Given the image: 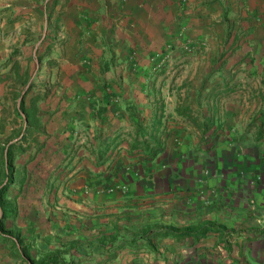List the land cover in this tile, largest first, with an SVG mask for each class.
Listing matches in <instances>:
<instances>
[{
    "label": "crops",
    "instance_id": "crops-1",
    "mask_svg": "<svg viewBox=\"0 0 264 264\" xmlns=\"http://www.w3.org/2000/svg\"><path fill=\"white\" fill-rule=\"evenodd\" d=\"M262 93L264 0H0V264H264Z\"/></svg>",
    "mask_w": 264,
    "mask_h": 264
},
{
    "label": "trees",
    "instance_id": "trees-1",
    "mask_svg": "<svg viewBox=\"0 0 264 264\" xmlns=\"http://www.w3.org/2000/svg\"><path fill=\"white\" fill-rule=\"evenodd\" d=\"M24 100H22L20 104V110L25 114V118H30L28 116L27 110L25 109L24 106ZM22 139H26V136L23 135ZM143 150L147 151V155H145L146 158L153 159L158 155L159 152L163 150L162 145L160 142H154L153 146H150L147 144V141L143 142ZM15 145L13 143H8L4 146L3 148V170L0 168V180H1V187H0V208H1V214H0V230L1 231H6V224L5 221L9 216H15L16 212L12 209H9L12 207V205H7L4 204L5 201L2 200L6 192L8 191L9 186L11 185L13 178H14V166H13V158L12 154L15 150ZM20 151L24 150V147L21 146ZM0 159V163H1ZM209 230H211V227H202L197 231H194L191 227H186V228H178L175 226H167L166 228L155 231L153 234L154 237L158 236H169L173 235L177 238H185L188 236H203L205 233H207ZM5 239V237H2ZM7 240V239H5ZM17 242L18 244L22 247V257L24 260H26L30 264H72L71 262L68 263V258L63 256V254H66L69 252L68 249L66 250H60L57 249L56 251L50 252L46 255L40 256L38 259L34 258L31 253L29 252L30 247L32 246V243H25L23 239L20 237H17ZM103 242V241H101ZM104 243V242H103ZM75 247V245L73 246ZM76 248V247H75ZM71 249V248H70ZM68 250V251H67ZM115 254H109V258H114ZM70 259V258H69Z\"/></svg>",
    "mask_w": 264,
    "mask_h": 264
},
{
    "label": "rangeland",
    "instance_id": "rangeland-1",
    "mask_svg": "<svg viewBox=\"0 0 264 264\" xmlns=\"http://www.w3.org/2000/svg\"><path fill=\"white\" fill-rule=\"evenodd\" d=\"M261 99H262V101H264V94L262 93V97H261ZM260 117H261V121H262V123H261V134H262V136L264 135V108H262V110H261V115H260ZM15 178V177H14ZM13 178V179H14Z\"/></svg>",
    "mask_w": 264,
    "mask_h": 264
},
{
    "label": "built area",
    "instance_id": "built-area-1",
    "mask_svg": "<svg viewBox=\"0 0 264 264\" xmlns=\"http://www.w3.org/2000/svg\"><path fill=\"white\" fill-rule=\"evenodd\" d=\"M261 223L263 222V221H260Z\"/></svg>",
    "mask_w": 264,
    "mask_h": 264
}]
</instances>
